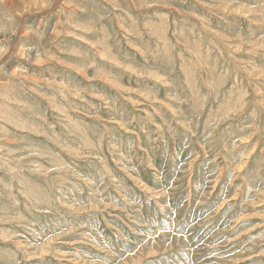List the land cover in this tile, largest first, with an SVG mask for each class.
Listing matches in <instances>:
<instances>
[{
	"label": "rangeland",
	"instance_id": "1",
	"mask_svg": "<svg viewBox=\"0 0 264 264\" xmlns=\"http://www.w3.org/2000/svg\"><path fill=\"white\" fill-rule=\"evenodd\" d=\"M0 264H264V0H0Z\"/></svg>",
	"mask_w": 264,
	"mask_h": 264
},
{
	"label": "bare ground",
	"instance_id": "2",
	"mask_svg": "<svg viewBox=\"0 0 264 264\" xmlns=\"http://www.w3.org/2000/svg\"><path fill=\"white\" fill-rule=\"evenodd\" d=\"M161 27V26H160ZM224 51V50H223ZM150 98V97H149ZM213 180V179H212ZM129 227V226H128ZM149 253V252H148ZM129 259V258H128ZM130 260H131V258H130ZM134 261H136V260H134Z\"/></svg>",
	"mask_w": 264,
	"mask_h": 264
}]
</instances>
